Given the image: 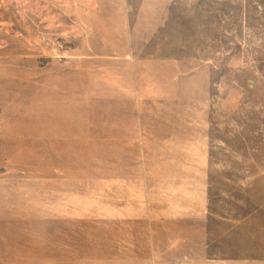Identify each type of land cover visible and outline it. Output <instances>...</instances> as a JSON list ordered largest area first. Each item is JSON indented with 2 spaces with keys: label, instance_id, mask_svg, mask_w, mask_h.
Instances as JSON below:
<instances>
[{
  "label": "rangeland",
  "instance_id": "374dc122",
  "mask_svg": "<svg viewBox=\"0 0 264 264\" xmlns=\"http://www.w3.org/2000/svg\"><path fill=\"white\" fill-rule=\"evenodd\" d=\"M96 1L0 0V264H264V0Z\"/></svg>",
  "mask_w": 264,
  "mask_h": 264
},
{
  "label": "crops",
  "instance_id": "0c3cea01",
  "mask_svg": "<svg viewBox=\"0 0 264 264\" xmlns=\"http://www.w3.org/2000/svg\"><path fill=\"white\" fill-rule=\"evenodd\" d=\"M97 3L96 0H78V6L84 10H88V15L91 16L94 12V10L96 11V7H94V5ZM123 9V7H122ZM97 13H103V12H98ZM122 14H123V11H122ZM98 15H101V14H98ZM81 25V23H80ZM124 31V28L122 29ZM119 31V30H118ZM121 31V30H120ZM127 46V51L126 53H119L117 55H125L126 57H134L136 56V50L133 49L134 47L133 46V43L132 41L129 40L128 44L126 45ZM116 47H119V46H116ZM85 52H91V46L89 48H87L85 50ZM87 54V53H85ZM171 139H168V141L166 143L168 144H171ZM176 141V140H175ZM154 166L157 167V168H174L176 169L178 172L179 171H182L180 172L177 177H176V180L174 181V183H178L179 185H186L187 183L189 184H198L200 183V185H202L203 183H207V177L205 176L204 173H202L200 176H196L195 178L194 177H190L188 174H191V173H188L187 170L189 169L190 171L193 170V169H202L205 168L206 164L205 162L203 161H200V162H195V163H189L187 160H183V161H178V162H167V161H154L152 164H149V166H147L148 168H151V166ZM206 169V168H205ZM184 170V171H183ZM170 178V177H169ZM159 181H163V182H166V180L168 179L166 176L164 175H160L159 174V177H158ZM172 179V178H170ZM178 209V208H177Z\"/></svg>",
  "mask_w": 264,
  "mask_h": 264
}]
</instances>
